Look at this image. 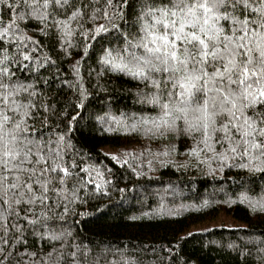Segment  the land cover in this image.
Segmentation results:
<instances>
[{"label":"snow or ice","instance_id":"snow-or-ice-1","mask_svg":"<svg viewBox=\"0 0 264 264\" xmlns=\"http://www.w3.org/2000/svg\"><path fill=\"white\" fill-rule=\"evenodd\" d=\"M97 44V81L111 72L144 83L135 96L151 106L141 112L155 113H105L102 131L190 141L185 155L206 174L264 179V0H0V264H142L63 226L102 191L91 174L103 173L75 159L79 112L66 120L56 99L66 86L77 92L73 108L86 106L80 68ZM73 49L75 83L59 75ZM51 67L56 73L40 74ZM239 203L264 216V190L241 192ZM256 251L264 264V247Z\"/></svg>","mask_w":264,"mask_h":264},{"label":"trees","instance_id":"trees-1","mask_svg":"<svg viewBox=\"0 0 264 264\" xmlns=\"http://www.w3.org/2000/svg\"><path fill=\"white\" fill-rule=\"evenodd\" d=\"M130 21L135 25L134 17H130ZM111 46L116 47L117 43ZM98 49L97 44L80 68L89 93L84 101L86 106L73 108L79 103L75 89L65 86L56 96L60 101L57 107L68 113L66 120L79 112L71 133L75 159L81 167L95 165L103 173L101 177H97L95 171L91 174L96 183L102 185V191L77 207L79 214L70 216L63 226L71 228L86 244L127 249L142 264H262L256 249L264 247L257 243L264 238V216L252 213L246 203H239V196L247 191L250 197H259L264 190V179L259 175L242 179L235 175L237 169L206 174L205 167H193L194 162L185 155L190 141H149L140 134L102 131L108 125H102L98 117L105 113L117 118L122 114L131 117L155 113L141 112L142 108L151 106L141 105L135 96L138 89L148 90L144 83L111 72L97 81ZM72 51L73 56L59 64V75L75 83L76 76L70 66L73 59L80 58V49ZM56 71L51 67L41 69L40 74L48 76ZM97 83L102 87H96ZM56 87L54 84L53 93ZM171 143H178L177 151L160 158L162 155L157 154ZM105 147L126 152L122 158L113 159L115 156ZM125 159L128 163H123ZM161 160L167 163L162 166ZM186 164L188 166L184 167ZM88 187L91 191L94 185ZM162 206L165 211L161 214ZM221 212L246 223L190 231L191 226Z\"/></svg>","mask_w":264,"mask_h":264},{"label":"rangeland","instance_id":"rangeland-1","mask_svg":"<svg viewBox=\"0 0 264 264\" xmlns=\"http://www.w3.org/2000/svg\"><path fill=\"white\" fill-rule=\"evenodd\" d=\"M105 150L110 152L115 157L117 156L118 158H122L126 152L125 150L119 151V150H117L115 148H111V147H105ZM143 154H144V158L147 159L145 152H143ZM163 157L166 158L167 156H161L160 158H163ZM171 161H174L175 163H179L175 160H171ZM190 161L193 162L192 160H190ZM245 223H246L245 221L236 220L232 216H230L229 214L221 212L216 217H214L212 219L205 220L204 222H200L198 224L191 226L190 231L201 230V229H205V228L216 226V225H225V226L232 227V226L244 225Z\"/></svg>","mask_w":264,"mask_h":264}]
</instances>
